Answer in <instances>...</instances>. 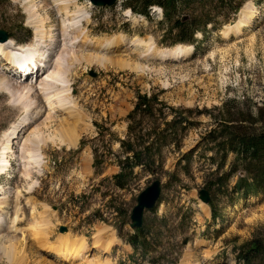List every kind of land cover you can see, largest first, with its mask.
I'll return each instance as SVG.
<instances>
[{
	"label": "rangeland",
	"instance_id": "1",
	"mask_svg": "<svg viewBox=\"0 0 264 264\" xmlns=\"http://www.w3.org/2000/svg\"><path fill=\"white\" fill-rule=\"evenodd\" d=\"M33 1L37 14L49 15L46 26L52 29L54 40L42 47L45 66H39L38 74L24 83L32 85L28 97L16 98L0 86V144L14 124L24 117L29 121L17 138L9 141V163L0 173V196H7L10 204L4 222L8 227L1 233L26 234V249L9 253L11 262L0 255V264L86 261H60L57 255L49 256L41 250L37 240L27 234L35 221L44 218L39 222L42 242L56 243L59 228L64 225L66 232L86 238L87 260L100 256L108 258V264H243L236 260L237 246L264 234V187L247 194L233 188L244 177L261 180L263 168L255 162L249 174L241 175L239 166L228 175L234 168L235 154L229 153L219 167L221 151L215 147L220 137L216 133L220 120L243 119L241 110L254 114L264 105V0H193L189 7L179 3L173 19L183 14L200 26L193 42L184 43H174L178 28L171 29L172 21L164 18L158 4L148 7L146 17L126 6L128 0H117L110 7L90 6L87 0H73V5L71 0L70 12L81 7L87 20H82L85 36L80 34L83 37L77 40L82 41L74 48L80 60H69L71 66L59 77L51 76L45 90L39 86L44 70L48 66L51 71L55 58L63 52L57 42L61 38L57 35L61 16L51 0ZM246 15L247 24L240 27V34L230 32L231 36L223 38L222 30ZM206 20L211 22L204 23ZM0 29L9 34L13 51L35 44L36 30L29 22L24 0H0ZM111 35L152 42L158 50L176 44L192 48L186 57L169 60L144 56L145 45L132 49L115 46L107 52L98 42ZM102 51L113 59L140 63L143 69L120 68L107 62L103 67L95 58ZM85 54L91 58L86 59ZM2 61L4 57L0 56V68ZM4 72L13 87L20 84L14 80L18 72ZM48 95L53 98L52 110L46 106ZM138 95L152 98L151 107L129 118ZM26 103L30 106L24 107ZM224 104L234 115L221 112ZM59 120L85 129L74 144L66 143L70 133L64 131ZM128 145L142 151L146 160L153 158L154 163L151 169L135 166L121 187L113 175L119 172L117 162L128 154ZM28 153L38 162L25 161ZM24 171L31 172L25 176ZM153 179L161 181L162 190L155 207L143 214L141 227L149 245L142 253L118 232L125 235L134 231L129 226L130 210L137 194ZM201 188L209 190V203L218 212L214 220L211 205L198 199ZM31 206L35 207L32 213ZM35 211L41 219H36ZM20 212L22 221L14 229L9 225ZM101 227L116 239L110 250L92 247L91 237Z\"/></svg>",
	"mask_w": 264,
	"mask_h": 264
},
{
	"label": "bare ground",
	"instance_id": "2",
	"mask_svg": "<svg viewBox=\"0 0 264 264\" xmlns=\"http://www.w3.org/2000/svg\"><path fill=\"white\" fill-rule=\"evenodd\" d=\"M24 1H25L26 9L29 12V22L33 25V27L36 30L37 36L35 39V44H33L32 46H29V47H24L22 45V47L19 46L20 48H17V50L13 51L10 48L11 44H12V41L10 39L9 40L7 39L5 41H0V56L4 57V61H2L3 63H2L1 68H0V71L2 72V73H0V86H2L3 89H5L9 93H11V95L16 96V98H19V97L23 98L24 96H27L26 94H28L30 92V90L32 89V85H29V84L25 85L24 83L28 80H31V78L34 75L38 74V72L40 70L39 66H41V65L43 67L45 66V64L43 63V61H44V56H43L44 50H42V47L43 46L45 47L47 45H51L52 39L54 40V34L52 33V29L50 28V26H48V27L46 26L47 22L49 21V18H50L49 15L47 13L44 16L37 14L36 13L37 10L35 8L36 5H35L33 0H24ZM74 1L72 0L73 3H71V4L74 5L76 3ZM51 2H52V5L55 7L56 11L61 16L60 20L57 22L58 23L57 24V35H59L61 38L58 39L57 42L60 41V44H58V45H61V50H63V52H61L55 58V60H54L55 61L54 66L55 67H52L51 71L48 70V66L44 70L45 76L42 77L39 81V86H42L41 89H43V90H45L47 88L48 79L51 76L59 77L61 72L64 73L65 69L68 66H71V64L68 62L69 60L76 61L80 58L79 54H76V52L74 51V48L76 46L75 43L81 40V38H80V40H77L78 37H81V36L83 37V35L80 36V34H84V36H85V33H86L85 30H84V32H82V20H86L84 9H82L80 7L78 9L70 12L69 4H70L71 0H51ZM87 4L91 6L89 0H87ZM45 5H47V3H45ZM74 14L78 15L77 18L73 17ZM127 14H130V12L128 11ZM248 16L249 15H246L245 19L238 20L236 23L225 27V29L222 30L223 38H227L229 36L230 32H233L235 34H237V33L240 34V27L242 25L247 24L246 18H248ZM74 33H76V34H74ZM230 36H231V34H230ZM84 38H86V37H84ZM78 43H80V42H78ZM98 44H100L101 49H103L107 52L112 47L115 48V46H117L118 49H122V48H131L132 49V48H136L138 46H144L145 45L146 47H144L145 49L143 51L144 56H155L156 58H160L162 60L178 59V58L186 57V55H188L190 53L191 48H192L191 45L181 46L182 44H180V45L176 44V46L174 45V47L172 46V48L170 47L169 49L158 50L155 48V45L152 44V42L146 43L145 41H143L142 39H139V38L128 39V38H124V36H120V35H111V36H108L106 38L102 37L101 42L100 43L98 42ZM13 49H16V48H13ZM110 53H111V51H110ZM105 54L103 52V54L101 53V55H96V57H95L97 62L99 61L98 63L103 64V67L106 65V62H107L110 65L111 64L113 66L116 65L120 68L129 67L130 69H138V70L143 69V67H141L142 65L140 63L128 62L126 59H120V58L113 59L112 57H108ZM89 55L90 54H85L84 57L86 56L87 57L86 59H90L91 57L89 58L88 57ZM31 68L35 69V70H32L33 72L32 71L30 72L29 70ZM4 70L5 71L9 70V71H13V72H20L21 75L24 76L25 79L19 81V80H17V78H15L13 76L15 83L16 82L20 83V84L16 85V87H13V84L12 85L10 84L8 77L6 76L7 73H5ZM49 71H50V73L47 74ZM10 79H12V78H10ZM61 95H63V94H61ZM68 98H69V96H68ZM51 99H53V98H51L50 95L46 96V101H47L46 106H47L48 110H52L51 109V107H52ZM31 101H33V100H31ZM25 102H26V100H25ZM32 103H34V102H32ZM23 106L24 107L30 106V103H26ZM67 114H68V112H67ZM59 121H62V122H60V123L58 122V123L60 124V126L62 128H64V131L70 133V135L67 137V141H66L67 144H74V142L76 141V137H78L79 134L83 130H85L84 128H81V127L71 126L69 123H66L63 120H59ZM28 123H29V121H27V118L24 117L23 120L19 121L16 125L14 124V126H12L10 129H8L4 133V140H3L4 142L0 144V173H2L3 170L6 169V167L8 166V163H9V160H8L9 157L7 158V155H8L7 151L10 148V146H9L10 142L9 141L11 139L17 138L18 133L21 131V129L23 127L28 125ZM34 133H36V131ZM27 139L29 140V138H27ZM21 146L23 147L24 143ZM22 147H21L20 151L23 154L24 151H23ZM21 153H20V156L23 157L21 155ZM25 161H27L28 163H32V162L37 163L38 158H31V155L28 153V154H25ZM23 164H24V162H23ZM30 172L24 171V175L28 176L30 174ZM9 205L10 204H9V200H8L7 196H2V197L0 196V246H2V249L0 250V255L2 257L7 258L8 261L11 262L13 260V258H8L10 255L9 253H14V251L18 250L19 248L20 249L17 252H23L26 249L24 247L25 242H23V240L26 241V234H21V236L19 237L16 234L9 235V233H8V235H7L5 232L1 233V231L4 229V227L5 228L8 227L7 225H4V222H5V218L7 216L6 208L9 207ZM29 206H30V204H29ZM34 208H33V206H31L30 213H32L34 211ZM35 213H36V211H35ZM36 215H35L36 219L42 218L40 213L37 212ZM21 216H22V213H21V215L15 214V216L12 219V224L9 226L10 227L13 226V228L15 226V228H16L18 226L19 222L22 221L23 216L22 217ZM32 218H30V219H32ZM44 220H45V218L42 221L41 220L35 221V223L33 224V228H32L31 233H29L27 235H29V236L31 235L34 240H37V242L39 243V246H41V248H42L41 250L45 251L47 253V255H49V256L50 255H57L60 261L61 260L62 261L86 260V261H84L85 264H108L109 259L106 257H105V259L104 258L101 259L100 256H96L94 258V260H87L86 259L85 254H86V250H87L88 246H87V240L84 236L75 237L71 232L64 231V232L60 233V235L57 238L56 243L54 242L51 244V242H49L47 240L42 242V240H43L42 239L43 229L41 228V225L39 224V222H44ZM4 230H6V229H4ZM107 233L108 232L104 229V227L99 228L96 231V233H94L93 236L91 237L92 247L93 248L94 247L100 248L99 246H101V248H103V250H110L111 246L116 242V239H114L112 234H109V233L107 234ZM2 238H4V239L2 240ZM6 242H8V243H6ZM27 245H28V243H27ZM27 249H28V247H27ZM204 255H206V254H204ZM207 255H208V253H207ZM191 256L192 255L189 253L188 257H191ZM12 257H15V256L13 255ZM205 257H207V256H205ZM50 264H52V263H50ZM180 264H189V263H187V261H185V262H181Z\"/></svg>",
	"mask_w": 264,
	"mask_h": 264
},
{
	"label": "trees",
	"instance_id": "3",
	"mask_svg": "<svg viewBox=\"0 0 264 264\" xmlns=\"http://www.w3.org/2000/svg\"><path fill=\"white\" fill-rule=\"evenodd\" d=\"M192 2L193 0H128L126 1V6L130 7L133 12L147 16L148 7L153 4H158L163 10L164 18L172 21L171 29L174 27L178 28L177 38L174 40V43L193 42V35L200 26L196 22L189 21L190 17L185 21L173 19V13L176 12L179 3L189 7ZM209 22L211 20H206L204 23ZM151 101L152 98L146 95H138L135 108L127 117L134 118L133 115L138 110H148L151 107ZM255 111L254 114H251L252 111L248 109H245L244 112L241 110V117L243 119L232 120L230 117H226L217 124L218 133L216 134L218 135L217 137H220V140L216 143L215 149L221 151L219 167L224 165L229 153H234L235 157L233 160L234 168L231 167L228 175L237 171V167L239 166H242L243 170L241 171L244 172L243 174H249L251 173V165L253 163L257 162L262 164L263 172L261 174V180L253 178L248 181L244 177L242 182L235 184L233 190L242 192L243 194L250 193L259 187H264V105L261 107L258 106ZM221 112H226L229 116L234 115V112L225 109V104L221 107ZM211 139L216 140V138ZM149 150V148L145 149L147 152ZM126 152H128L127 155L118 159L117 165L120 168L119 172L113 175L118 186L121 187L123 186L124 180L133 172L135 166L142 165L151 169V165L154 163L153 158L146 160L143 158L142 151L134 149L131 145L126 147ZM211 216L212 219L218 216V212L212 205ZM118 234L123 238L125 237L124 240L135 251L140 250L142 253L146 252L149 242L147 241V234L142 227L135 229L132 233L123 235L120 231ZM236 251V260L238 262H242L243 264H256L255 262L264 263V234H257L243 241L237 246Z\"/></svg>",
	"mask_w": 264,
	"mask_h": 264
},
{
	"label": "water",
	"instance_id": "4",
	"mask_svg": "<svg viewBox=\"0 0 264 264\" xmlns=\"http://www.w3.org/2000/svg\"><path fill=\"white\" fill-rule=\"evenodd\" d=\"M95 6H113L117 0H89ZM187 16H182L181 20L184 21ZM8 39V33L0 29V41ZM93 73V72H91ZM94 74V73H93ZM243 174V173H241ZM161 181L159 179H153L145 188H143L136 196V202L130 210V228H139L142 226L143 214L145 211L151 210L155 207L160 195H161ZM198 198L208 204L211 196L209 190L201 188L198 191ZM60 232L66 231L67 228L61 225L59 228Z\"/></svg>",
	"mask_w": 264,
	"mask_h": 264
}]
</instances>
